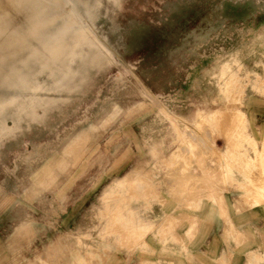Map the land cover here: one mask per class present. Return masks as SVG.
<instances>
[{
	"label": "rangeland",
	"instance_id": "1",
	"mask_svg": "<svg viewBox=\"0 0 264 264\" xmlns=\"http://www.w3.org/2000/svg\"><path fill=\"white\" fill-rule=\"evenodd\" d=\"M80 8L93 31L78 28L68 39L65 36L60 42H51L40 62L28 59L30 49H41L31 38L27 57L17 54L16 60L10 59L12 67L2 71L7 78L0 79V113H16V102L36 96H58L61 101L54 107L37 105L35 111L43 120L26 119L17 134L6 136L0 143V264H88V253L94 247L88 246V229L79 230L77 225L89 221L92 204L115 170L121 174L131 167H142L146 158L141 132L144 123L136 125L134 117H145L147 121L151 113L157 112V106L142 101L146 88L139 83L137 71L154 93L163 90L175 95L184 90L192 94V83L200 67L209 66L210 62L209 57L194 51L195 40L208 33L220 34L221 44L231 47L240 28L264 22V0H83ZM12 10L15 11L0 4L1 15H16L17 22L26 23ZM63 26L64 21H50L46 33L53 34ZM61 42L67 70L81 68L84 56H105L110 60L91 69L87 77L76 79L72 86L79 90L62 95L48 91L54 86L50 75L57 68L52 49ZM236 67L241 79L245 78L241 80L245 92L248 76L241 63H235ZM250 96L257 137L264 142V93L250 92ZM156 103L161 104L158 98ZM235 104L242 107L243 101ZM6 122L13 127L12 119ZM125 126L133 127L138 139L129 129H122ZM213 138L218 149L225 147L227 139L218 133ZM231 144H240L237 133ZM73 156L82 159L74 165L57 164ZM209 163L216 166L214 159ZM202 170L195 167L194 173ZM210 174L212 187L203 195L202 205H186L176 213L183 218L175 224L176 232L182 235L190 225L189 218L198 217L199 229L190 240L203 251L193 260L179 258L176 264H235L233 260L223 263L211 258L214 240L207 232L210 222L206 213L213 208L212 198L219 208L230 212L236 230L242 233L235 250L264 249V209L237 214L231 194L235 189L233 179L223 183L213 169ZM126 197L123 194V200ZM114 198L119 201L121 197H111ZM14 203L16 206L12 207ZM174 205L169 202L163 208L172 210ZM255 212L257 220L247 218ZM120 216L113 215L116 226ZM221 223L226 226L225 219ZM100 233L103 236L104 231ZM207 239L208 244L201 245Z\"/></svg>",
	"mask_w": 264,
	"mask_h": 264
},
{
	"label": "crops",
	"instance_id": "2",
	"mask_svg": "<svg viewBox=\"0 0 264 264\" xmlns=\"http://www.w3.org/2000/svg\"><path fill=\"white\" fill-rule=\"evenodd\" d=\"M220 37V34L208 33L195 40L194 51L209 57L210 62L209 66L204 67V64L200 67L199 73L195 79L193 78L192 94L184 90L178 91L175 95L165 93L163 90L154 93L137 71L139 83L146 88L142 101L157 106V112L151 113L147 121L145 117H141L142 119L134 117L136 125L144 123L141 132L147 147L146 153L143 154L146 158L142 162V167H131L121 174L119 170L118 172L115 170L92 204L89 221L77 225L76 228L79 230L88 229V246L94 247L88 253V264H176L179 258L195 259L198 253L203 251L201 248H196L190 240L199 229V219L196 215H192L189 218L190 225L182 235L175 230V224L183 220L176 213L186 205L192 207L202 205L203 195L212 187L211 169L215 170V174H219L220 182H226L230 177L233 179L235 189L231 194L235 197L237 214L241 215L251 209H264V142L257 137L255 113H251L253 100L250 96V92L264 93V22L240 28L239 36L231 47L221 44ZM244 53L247 55L242 57ZM235 63H241L248 76L245 80V92L244 86L241 85V80L245 78L241 79L240 70L234 68ZM156 98L161 104L157 105ZM240 101H243L242 107L235 104ZM241 110L243 113H233ZM241 127L245 129L242 130ZM231 128L235 130L232 131ZM122 129H129L138 139L133 127L125 126ZM235 132L240 136L239 145L231 144L236 137ZM216 133L227 139L222 149L215 146L213 137ZM193 135L199 138H195L197 142H193L192 146V141L195 140L192 138ZM204 145L208 148L205 149ZM182 147L189 150L185 149L188 153L183 149L182 152L179 151ZM80 159L82 158L73 156L61 159L57 164L74 165ZM210 159L215 160V167H211ZM195 167L202 168V172L194 173ZM174 168H178L177 173ZM178 173H182L181 177ZM169 176H172L171 179ZM122 181L127 184L124 186ZM127 181H130L131 185H128ZM115 186L116 193L113 194L112 188ZM130 186H134L132 187L134 190ZM123 194L127 196L124 201ZM113 195L121 197L118 206L116 199L110 201V197L109 203L107 201V197H114ZM129 196L130 200H128ZM169 202L175 204L174 208L164 209L163 206ZM212 205L213 208L206 213V218L210 222L207 232L214 240L211 242L214 252L212 260L223 263L233 260L235 264H264V249L261 247L254 249L247 247L245 251L234 249L242 233L236 230L237 226L230 212L219 208L214 198ZM257 212L247 215V218L257 220ZM115 214L121 215L119 226L113 222ZM224 219L226 226L221 223ZM68 223L67 221L63 224ZM255 229L259 230L258 227ZM102 230L103 236L100 233ZM229 231L236 234H231ZM78 237L83 236L78 234ZM218 237H222L223 240L220 242ZM208 241V239L203 241L201 245L208 244ZM146 254L155 257L148 258L144 256Z\"/></svg>",
	"mask_w": 264,
	"mask_h": 264
},
{
	"label": "bare ground",
	"instance_id": "3",
	"mask_svg": "<svg viewBox=\"0 0 264 264\" xmlns=\"http://www.w3.org/2000/svg\"><path fill=\"white\" fill-rule=\"evenodd\" d=\"M121 2V1H120ZM83 0H0L1 5H5L8 7L10 6L11 9H14L17 12V16H22L26 23L21 24L17 22L16 15L15 19L9 16L10 14L1 15L0 13V79L5 77L2 71L4 69H10L12 67V61L16 60L17 54L21 56V53L26 54L25 58L27 57V46L29 45V41L31 38L36 39L41 49L34 48V51L30 49L32 53H29L28 59L34 60L36 62H40L44 59L43 53L44 51L49 50L47 48L50 47V43L53 41H61L63 37H67V39L74 35L75 30L78 28H85V31H93L88 20L81 14V4ZM118 6V5H117ZM85 10V8H84ZM13 11V10H12ZM13 11L14 13H16ZM12 12V14H13ZM60 20L65 22V26H63L60 30L53 34L46 33L47 25L50 21ZM63 43L59 45L58 48L52 49L51 57L57 64L56 72L50 75L51 81L54 82V86L48 91H53L58 94H64L66 92H73L74 90L78 89L77 87H73L72 83L76 81V79L84 78L85 76L90 73L91 69L100 67L104 63H109L110 60L106 59L105 56H89L82 57L81 61L83 65L81 68L77 70H67L65 69V63L67 62V56L61 55ZM32 54V56H31ZM10 57V58H9ZM24 57V56H23ZM11 59V60H10ZM10 61V62H9ZM66 61V62H65ZM12 62V63H11ZM231 67V66H229ZM228 70V69H227ZM230 70V69H229ZM98 71V70H97ZM7 78V75L6 77ZM89 78V77H88ZM85 82V81H84ZM79 84V83H77ZM85 84V83H83ZM85 86V85H84ZM80 87V86H78ZM79 90V89H78ZM81 90V89H80ZM77 91V90H76ZM146 95V94H145ZM144 95H142L143 97ZM22 97V96H21ZM23 98V97H22ZM67 98V97H66ZM71 98V97H70ZM68 99V98H67ZM66 99V100H67ZM152 100V99H151ZM61 101L60 97H31L26 98L23 102H16L14 105L17 107L16 113H0V143L2 139H5L6 136L15 135L19 131L20 128L23 127V123L26 119H30L31 121H37V118L42 119V116L35 111V107L37 105H45V106H55ZM153 101V100H152ZM62 104V103H61ZM57 106V105H56ZM60 106V105H59ZM52 107V108H53ZM60 109V107H58ZM163 108V107H162ZM46 109V108H45ZM51 110V108H50ZM57 110V109H56ZM55 110V111H56ZM48 111V110H47ZM165 111V110H164ZM49 113V111H48ZM168 114V113H165ZM230 114V113H229ZM103 117V116H102ZM171 118V117H170ZM223 118V117H222ZM7 119H12L13 127H9L7 124ZM169 119V118H168ZM227 119V118H225ZM224 119V120H225ZM43 120V119H42ZM223 120V121H224ZM98 121V120H97ZM163 121V120H162ZM200 121V120H198ZM101 122V121H100ZM121 122V121H120ZM226 122V121H225ZM228 122V121H227ZM200 123V122H199ZM229 123V122H228ZM227 123V124H228ZM231 124V123H230ZM202 127V126H201ZM115 128V127H114ZM205 128V127H204ZM222 128V127H221ZM206 129V128H205ZM189 131H187L188 133ZM193 132V131H192ZM228 132V130H227ZM231 132V131H230ZM191 132H189L190 134ZM194 133V132H193ZM195 134V133H194ZM196 135V134H195ZM188 136V135H187ZM191 136V135H190ZM204 136V135H203ZM209 137V135H207ZM197 136L192 138H196ZM191 137H189L190 139ZM191 138V140H192ZM199 137H197L198 139ZM205 139V138H204ZM181 140V139H180ZM200 140V139H199ZM190 140H188L189 142ZM153 142V141H152ZM191 142V141H190ZM197 142L196 139L192 141ZM200 142V141H199ZM149 143V142H148ZM197 144V143H196ZM1 145V144H0ZM199 145V144H198ZM201 145V144H200ZM203 145V143H202ZM207 145V144H206ZM87 146V145H86ZM151 146V145H150ZM197 146V145H196ZM209 146V145H208ZM152 147V146H151ZM199 147V146H198ZM205 147V145H204ZM154 149V147H152ZM208 147L206 146L205 149ZM186 149L185 147L181 148L182 152ZM197 149V147H196ZM195 149V150H196ZM201 149V148H200ZM212 149V148H211ZM210 149V150H211ZM155 150V149H154ZM187 150V149H186ZM185 153L189 150L186 151ZM194 150V149H193ZM194 150V151H195ZM204 150V149H202ZM82 151V150H81ZM178 151V152H179ZM205 151V150H204ZM84 152V151H83ZM151 152L152 149H151ZM156 152V151H155ZM180 152V153H181ZM85 153V152H84ZM179 153V155H181ZM188 153V152H187ZM202 153V152H201ZM177 155V153H175ZM183 154V153H182ZM173 155V154H172ZM175 155V156H176ZM208 155V154H207ZM78 159V158H77ZM163 160V159H162ZM169 160V158H168ZM180 163V162H179ZM178 165V164H177ZM180 165V164H179ZM194 165V164H193ZM259 165V164H258ZM261 165V164H260ZM188 166V165H186ZM192 166V165H191ZM175 168L178 166H174ZM174 168V171L177 169ZM181 168V165L179 166ZM193 168V167H192ZM68 169V168H67ZM172 170V169H171ZM192 170V169H191ZM181 171V170H180ZM215 171V170H214ZM179 172V171H178ZM183 172V170H182ZM137 173V172H136ZM169 173V172H168ZM172 173H175L172 171ZM169 173V174H172ZM177 173V171H176ZM218 173V172H217ZM135 174V173H134ZM133 174V176H134ZM141 174V173H140ZM182 174V173H181ZM181 174L178 173L179 177ZM129 175V173H128ZM175 175V174H174ZM257 175V174H256ZM129 176L132 177L130 174ZM214 176V175H213ZM168 177V176H167ZM170 177V176H169ZM172 177V176H171ZM170 177V179H171ZM210 177V176H209ZM134 178V177H133ZM139 178V177H137ZM187 178V177H186ZM221 178V177H220ZM257 178V177H256ZM124 179H126L124 177ZM127 179H130L127 177ZM198 179V178H197ZM208 179V178H207ZM136 180V179H133ZM138 180V179H137ZM185 180V179H184ZM187 180V179H186ZM124 181V180H123ZM122 181V182H123ZM140 181V180H139ZM168 181V180H167ZM172 181V180H171ZM121 182V183H122ZM126 182V181H124ZM125 184L127 183H124ZM128 183L130 181H127ZM132 182V181H131ZM198 182V181H197ZM171 183V182H170ZM130 184V183H129ZM128 184V185H129ZM133 184V183H132ZM119 185V184H118ZM131 185V184H130ZM135 186V184H133ZM154 185V184H153ZM170 186V184L168 183ZM167 185V186H168ZM173 185V184H172ZM259 185V184H258ZM132 186V187H134ZM149 186V185H148ZM263 186V185H262ZM131 187V186H130ZM129 187V188H130ZM131 187V189H133ZM154 187V186H153ZM179 187V186H177ZM177 187H174L177 189ZM204 187V186H203ZM250 187V186H249ZM157 188V187H156ZM194 188V187H193ZM109 189V188H108ZM116 186L112 188L113 194H115ZM130 189V190H131ZM179 189V188H178ZM129 190V191H130ZM134 190V189H133ZM202 190V189H201ZM204 190V189H203ZM208 190V189H207ZM253 190V189H252ZM111 191V190H109ZM112 192V191H111ZM115 192V193H114ZM131 192V191H130ZM142 192V191H140ZM181 192V191H180ZM106 193V191H105ZM110 194V192H108ZM107 194V193H106ZM105 194V195H106ZM129 194V193H126ZM104 195V194H103ZM114 196V195H113ZM118 196V195H115ZM114 196V197H115ZM121 196V193H120ZM252 196V195H251ZM262 196V195H261ZM112 197V196H111ZM119 197V196H118ZM133 197V196H131ZM117 200V198H114ZM121 199V198H120ZM179 199V198H178ZM112 200V199H111ZM127 200V199H126ZM104 201V200H103ZM118 201V200H117ZM121 201V200H119ZM118 201V202H119ZM124 201V200H123ZM249 201V200H248ZM116 202V201H115ZM114 202V203H115ZM109 203V200H108ZM124 203V202H122ZM119 203V204H122ZM127 203V202H125ZM107 204V202H106ZM135 204V203H134ZM137 204V203H136ZM108 205V204H107ZM130 205V204H129ZM16 204L14 203L12 207H15ZM118 206V205H117ZM106 207V206H105ZM124 207V206H123ZM107 208V207H106ZM117 207H115L116 209ZM126 208V207H125ZM147 208V207H146ZM144 230V229H143ZM126 231V230H125ZM123 231V232H125ZM148 231V230H147ZM167 231V230H166ZM108 232V231H107ZM133 232V231H132ZM143 232V231H142ZM128 233V232H127ZM132 234V233H131ZM122 236V235H121ZM142 236V235H141ZM136 237V235H135ZM143 237V236H142ZM124 240V239H123ZM132 242V241H131ZM122 243V242H121ZM140 243V242H139ZM134 244V243H133Z\"/></svg>",
	"mask_w": 264,
	"mask_h": 264
}]
</instances>
